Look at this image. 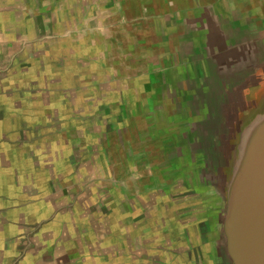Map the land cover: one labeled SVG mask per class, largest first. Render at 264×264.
Returning <instances> with one entry per match:
<instances>
[{
    "label": "rangeland",
    "instance_id": "374dc122",
    "mask_svg": "<svg viewBox=\"0 0 264 264\" xmlns=\"http://www.w3.org/2000/svg\"><path fill=\"white\" fill-rule=\"evenodd\" d=\"M98 12L80 0H0V157L19 172L24 161V185L58 212L34 222L39 254L56 229L69 248L54 264H228L211 154L264 78L263 41L205 37L204 70L175 87L149 58L117 56Z\"/></svg>",
    "mask_w": 264,
    "mask_h": 264
},
{
    "label": "crops",
    "instance_id": "0c3cea01",
    "mask_svg": "<svg viewBox=\"0 0 264 264\" xmlns=\"http://www.w3.org/2000/svg\"><path fill=\"white\" fill-rule=\"evenodd\" d=\"M80 2L85 3L88 9L99 11L93 16V20L95 18L97 23L107 27L111 50L123 52L117 56L149 58L152 64L149 72L161 78L163 74L166 75L165 84L170 81L175 87L182 88L191 69L204 70L202 54L200 55L199 51L206 50L205 37L208 39L211 37L213 40L214 35L227 32L230 40L233 39L232 36L237 39L238 33L251 35L256 33L257 38L254 36V39L258 43L260 40L264 43V0H80ZM214 46L209 47L212 54ZM247 49L241 50L240 56L246 55ZM237 52L235 49L231 56L236 57ZM208 56L211 57L207 53L205 57ZM214 64L217 65L215 62ZM179 73L184 74L182 79L178 76ZM165 84L158 85L157 88L166 89ZM11 162L13 159L8 154L0 157V199L5 205V207L0 205V264H11L16 253L26 246L29 249H26L25 263L29 264V261L34 259L32 264H38L36 260H41L46 255L47 258L44 259H51L54 264L57 257L61 260L62 250L67 251L69 247L62 245L61 239H56L55 229L45 240L46 253L41 256L42 253L39 254L41 243L36 245L32 239L36 234L42 235L44 232L42 230L33 232L32 227L38 219L47 215L54 216L58 212L50 206L41 208L35 190L24 185L27 181L23 173L24 161L21 163L20 172L16 167L17 163L13 162L11 166ZM15 171L20 173L17 178ZM14 179L20 188L14 185ZM33 195L38 200L30 204L29 197ZM15 200L21 203L22 208L15 207ZM31 206L35 210L34 215L28 210ZM17 233L20 236L16 235Z\"/></svg>",
    "mask_w": 264,
    "mask_h": 264
},
{
    "label": "water",
    "instance_id": "95a60500",
    "mask_svg": "<svg viewBox=\"0 0 264 264\" xmlns=\"http://www.w3.org/2000/svg\"><path fill=\"white\" fill-rule=\"evenodd\" d=\"M259 83L246 113L215 135L211 154L222 206L217 244L228 264H264V78Z\"/></svg>",
    "mask_w": 264,
    "mask_h": 264
}]
</instances>
